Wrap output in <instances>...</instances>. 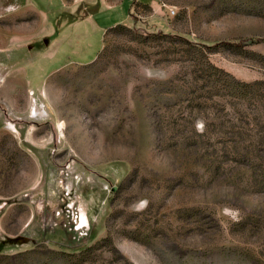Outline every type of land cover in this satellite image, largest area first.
Instances as JSON below:
<instances>
[{"label":"rangeland","instance_id":"374dc122","mask_svg":"<svg viewBox=\"0 0 264 264\" xmlns=\"http://www.w3.org/2000/svg\"><path fill=\"white\" fill-rule=\"evenodd\" d=\"M0 264H264V0H0Z\"/></svg>","mask_w":264,"mask_h":264},{"label":"trees","instance_id":"16d2710c","mask_svg":"<svg viewBox=\"0 0 264 264\" xmlns=\"http://www.w3.org/2000/svg\"><path fill=\"white\" fill-rule=\"evenodd\" d=\"M135 5L137 4V2L134 3ZM169 36H172V34H168ZM180 37L181 40L185 41V42H188L190 44H193V41L189 38H185V37H181V36H178ZM252 42H256L257 39H252L250 40ZM201 45L207 49H217V48H220V47H225V46H231V47H239L238 45L236 44H230V43H223V42H212V43H201Z\"/></svg>","mask_w":264,"mask_h":264},{"label":"crops","instance_id":"0c3cea01","mask_svg":"<svg viewBox=\"0 0 264 264\" xmlns=\"http://www.w3.org/2000/svg\"><path fill=\"white\" fill-rule=\"evenodd\" d=\"M105 1H108V0H105ZM95 59V58H94ZM93 62V61H92ZM91 62V63H92ZM90 64V63H89ZM86 65H88V64H86ZM17 70H19V72H21L22 71V73H21V76L24 74V76L26 75L25 73H24V71H23V69H17ZM15 75V77H19V76H17L16 74H14ZM19 75V74H18Z\"/></svg>","mask_w":264,"mask_h":264}]
</instances>
